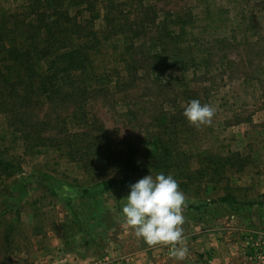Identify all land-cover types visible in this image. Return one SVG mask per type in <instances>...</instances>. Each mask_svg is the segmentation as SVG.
Instances as JSON below:
<instances>
[{
    "label": "rangeland",
    "instance_id": "rangeland-1",
    "mask_svg": "<svg viewBox=\"0 0 264 264\" xmlns=\"http://www.w3.org/2000/svg\"><path fill=\"white\" fill-rule=\"evenodd\" d=\"M30 2L0 0V14L32 15ZM97 9L94 76L26 108L6 92L16 101L0 109V255L10 243L17 264H53L92 248L107 264L112 242L147 249L121 221L129 186L108 183L162 172L192 206L185 247L189 235H220L233 263L259 264L244 251L264 231V0H98ZM193 99L215 109L210 125L184 118ZM228 196L243 210L219 202ZM154 247L143 264H186Z\"/></svg>",
    "mask_w": 264,
    "mask_h": 264
},
{
    "label": "trees",
    "instance_id": "trees-1",
    "mask_svg": "<svg viewBox=\"0 0 264 264\" xmlns=\"http://www.w3.org/2000/svg\"><path fill=\"white\" fill-rule=\"evenodd\" d=\"M73 2L77 3L79 12L72 16L69 8ZM30 3L32 15L0 14V109H6L16 101L6 95L7 90L25 108L39 104L42 96L51 100L62 94L68 85L75 86L71 79L81 83L94 76L93 58L101 54L99 45L102 42L89 27L101 17L98 0H31ZM110 15L111 10L103 16L107 25H112ZM65 73H68L66 77ZM70 135L78 138L85 133ZM153 158L160 163L153 168H165L159 157ZM0 163L3 164L1 159ZM130 167L128 165L126 171ZM184 178L187 179V175ZM122 179L125 180L119 183L109 182L108 187L128 189L130 179ZM219 202L229 203L239 211L244 208L231 196L221 198ZM258 204L264 206V197ZM188 209L192 206H186L183 211ZM79 228L82 230V226ZM86 245L90 243L86 242Z\"/></svg>",
    "mask_w": 264,
    "mask_h": 264
},
{
    "label": "clouds",
    "instance_id": "clouds-1",
    "mask_svg": "<svg viewBox=\"0 0 264 264\" xmlns=\"http://www.w3.org/2000/svg\"><path fill=\"white\" fill-rule=\"evenodd\" d=\"M182 114L190 125L200 127L212 123L215 109L193 99ZM129 189L121 212L125 225L148 247L169 246L171 256L184 260L188 251L182 228L186 198L176 179L162 172L151 173L130 184Z\"/></svg>",
    "mask_w": 264,
    "mask_h": 264
},
{
    "label": "crops",
    "instance_id": "crops-1",
    "mask_svg": "<svg viewBox=\"0 0 264 264\" xmlns=\"http://www.w3.org/2000/svg\"><path fill=\"white\" fill-rule=\"evenodd\" d=\"M262 197V196H261ZM228 219V218H226ZM230 220L234 219V216L229 218ZM108 222V224H110L112 227L116 226L117 223L120 222V220H105ZM124 221V220H121ZM110 228V230H112L113 228ZM188 234H185V236H187ZM222 236H216V237H210L207 236L206 234L201 235V237H196V236H192L189 235L190 242H187V255L185 257V262L186 264H198L199 260H204V259H208V258H212V256H214L213 258V262H211V264H240L239 262L233 263L234 262V258L231 257V255L229 254V251H227V248L225 247V244L223 243L224 240L221 239ZM113 243L111 245V249H108L104 254L106 256V259H108V263L107 264H143L142 261L140 260L141 254L143 255V257L148 255L150 256L149 253H151V257H155V253L156 249H158L159 247H153V249L145 248L143 251H137L134 253H128L127 249L123 246H121L120 250L117 248V246H114L113 248ZM184 245H186L184 243ZM11 244L9 243L8 246H5V249L3 248V253L0 255V264H17V253L11 250ZM88 247L90 248V245H88ZM119 247V246H118ZM123 248V249H122ZM154 250V251H151ZM94 249H90L89 251H87V253H89L87 255V253H81V252H77L74 254H65L64 256L62 255L59 259L56 256H53V260H55V262L53 264H56L58 262L60 263H66V264H96L97 262L95 261V257L98 254L97 251ZM198 251V252H197ZM210 252V256H207V252ZM168 254L166 255L168 258L173 257L170 255V248H168L167 250ZM21 256L25 257L26 254L25 252L21 254ZM42 254L40 252H37L35 257L38 258H42ZM103 256V255H102ZM34 257V256H32ZM33 260V259H32ZM21 261V260H20ZM41 261V260H39ZM189 261V262H188ZM239 261V259H238ZM210 262V261H209ZM36 262H31V264H33ZM27 264V263H25ZM38 264V263H37ZM203 264V263H201Z\"/></svg>",
    "mask_w": 264,
    "mask_h": 264
},
{
    "label": "built area",
    "instance_id": "built-area-1",
    "mask_svg": "<svg viewBox=\"0 0 264 264\" xmlns=\"http://www.w3.org/2000/svg\"><path fill=\"white\" fill-rule=\"evenodd\" d=\"M245 254L259 264H264V231L251 237L245 246Z\"/></svg>",
    "mask_w": 264,
    "mask_h": 264
}]
</instances>
